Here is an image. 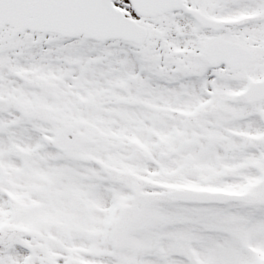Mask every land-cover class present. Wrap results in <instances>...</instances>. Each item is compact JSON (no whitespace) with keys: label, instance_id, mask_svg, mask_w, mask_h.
<instances>
[{"label":"snow or ice","instance_id":"6c2138e0","mask_svg":"<svg viewBox=\"0 0 264 264\" xmlns=\"http://www.w3.org/2000/svg\"><path fill=\"white\" fill-rule=\"evenodd\" d=\"M0 264H264V0H0Z\"/></svg>","mask_w":264,"mask_h":264}]
</instances>
